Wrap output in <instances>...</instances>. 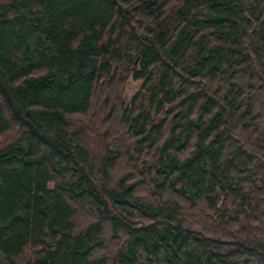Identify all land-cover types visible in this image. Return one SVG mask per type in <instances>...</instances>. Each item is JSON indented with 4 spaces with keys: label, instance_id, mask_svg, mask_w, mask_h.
Segmentation results:
<instances>
[{
    "label": "trees",
    "instance_id": "16d2710c",
    "mask_svg": "<svg viewBox=\"0 0 264 264\" xmlns=\"http://www.w3.org/2000/svg\"><path fill=\"white\" fill-rule=\"evenodd\" d=\"M0 264H264V0H0Z\"/></svg>",
    "mask_w": 264,
    "mask_h": 264
},
{
    "label": "rangeland",
    "instance_id": "374dc122",
    "mask_svg": "<svg viewBox=\"0 0 264 264\" xmlns=\"http://www.w3.org/2000/svg\"><path fill=\"white\" fill-rule=\"evenodd\" d=\"M139 82L129 80L125 87V98L128 100L131 95L134 93V91L137 89Z\"/></svg>",
    "mask_w": 264,
    "mask_h": 264
}]
</instances>
